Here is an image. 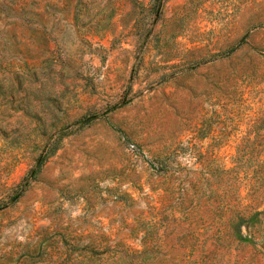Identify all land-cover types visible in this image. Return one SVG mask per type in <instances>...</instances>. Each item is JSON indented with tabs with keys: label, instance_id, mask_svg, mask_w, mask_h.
Instances as JSON below:
<instances>
[{
	"label": "rangeland",
	"instance_id": "1",
	"mask_svg": "<svg viewBox=\"0 0 264 264\" xmlns=\"http://www.w3.org/2000/svg\"><path fill=\"white\" fill-rule=\"evenodd\" d=\"M0 264H264V0H0Z\"/></svg>",
	"mask_w": 264,
	"mask_h": 264
}]
</instances>
